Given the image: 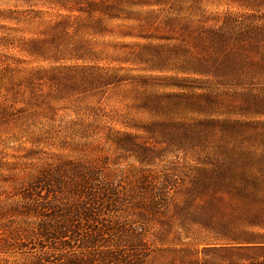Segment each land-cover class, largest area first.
Listing matches in <instances>:
<instances>
[{
  "label": "rangeland",
  "instance_id": "1",
  "mask_svg": "<svg viewBox=\"0 0 264 264\" xmlns=\"http://www.w3.org/2000/svg\"><path fill=\"white\" fill-rule=\"evenodd\" d=\"M0 264H264V0H0Z\"/></svg>",
  "mask_w": 264,
  "mask_h": 264
}]
</instances>
